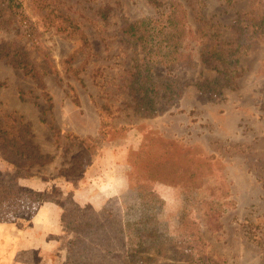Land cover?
<instances>
[{
  "label": "rangeland",
  "instance_id": "rangeland-1",
  "mask_svg": "<svg viewBox=\"0 0 264 264\" xmlns=\"http://www.w3.org/2000/svg\"><path fill=\"white\" fill-rule=\"evenodd\" d=\"M47 1L21 0L0 28L37 74L0 57V264H74L86 249L60 213L75 207L134 233L105 264H136L153 245L179 264L184 238L219 264H264V0H179L196 65L152 68L181 89L152 116L133 109V48L118 32L122 17L153 14L152 0ZM47 8L75 30L45 23ZM220 61L240 72L233 84Z\"/></svg>",
  "mask_w": 264,
  "mask_h": 264
},
{
  "label": "trees",
  "instance_id": "trees-1",
  "mask_svg": "<svg viewBox=\"0 0 264 264\" xmlns=\"http://www.w3.org/2000/svg\"><path fill=\"white\" fill-rule=\"evenodd\" d=\"M45 2L48 1L45 0ZM151 2L155 8L153 14L136 19L122 17L118 27V32L127 39L133 48L132 66L134 70L129 87L134 100L133 109L142 116H152L165 111L176 103L178 95L181 93V89L173 82V76L170 77L169 74L157 78L152 76L153 67L162 66L166 71H174L178 68H193L196 65L192 54L194 48L192 42L197 32L193 31L189 25V14L186 7L179 0H169L163 8L162 3L154 0ZM21 7V0H0V28L6 27L11 17L18 19ZM52 10L47 8L46 12L42 14L45 23L55 26L57 31L66 34L75 30L68 17L60 13H53ZM0 57L7 58L14 67L22 69L25 74L32 77L37 76L34 64L27 52L18 45L2 41ZM223 62H219L217 70L222 78L231 85L233 84L232 79L236 78L240 72L235 66L232 67ZM162 93L163 98L159 99L158 96ZM44 158L46 160L47 156L45 155ZM136 192L138 198L143 199L146 196L145 193L148 194L149 188L139 184ZM75 209L76 214L69 213L66 208L62 209L60 213L63 225L75 233L73 243L75 245L83 244L86 249L85 254L74 253V251L70 253L77 260L74 264H105L110 258L107 256L108 251L112 256H119L118 249L115 247L116 240L119 244L120 240L127 238V228L130 239L134 236L127 223L113 225L111 220L107 226L101 223L102 210L86 212L80 207H75ZM144 236L142 234L139 237L140 240L145 238ZM148 239L153 243L157 242L154 236L149 235ZM124 244L126 245V243ZM176 244L181 248L183 256H189L181 259L179 264H219L211 261L200 247L199 249H195V247L187 249L186 238L177 240ZM134 252L137 258L135 259L136 264H149L150 262L165 264L168 258L177 261V259L168 257L160 245L157 247L153 245V248L146 250L135 249Z\"/></svg>",
  "mask_w": 264,
  "mask_h": 264
},
{
  "label": "crops",
  "instance_id": "crops-1",
  "mask_svg": "<svg viewBox=\"0 0 264 264\" xmlns=\"http://www.w3.org/2000/svg\"><path fill=\"white\" fill-rule=\"evenodd\" d=\"M14 240L12 241V239L11 238H8V240L6 241V246L9 248V252H8V254H14L15 253V248L13 249V246H12V244L13 245H15L14 243ZM12 246V247H11Z\"/></svg>",
  "mask_w": 264,
  "mask_h": 264
}]
</instances>
